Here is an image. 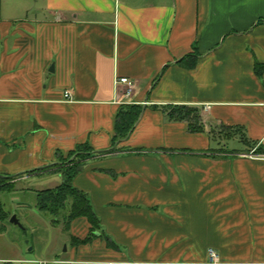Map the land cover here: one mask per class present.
Returning a JSON list of instances; mask_svg holds the SVG:
<instances>
[{"label":"crops","instance_id":"obj_1","mask_svg":"<svg viewBox=\"0 0 264 264\" xmlns=\"http://www.w3.org/2000/svg\"><path fill=\"white\" fill-rule=\"evenodd\" d=\"M167 105L199 108L204 132L170 122ZM222 127L264 146V0H0V176L38 215L42 186L62 184L42 171L91 149L72 184L119 247L74 246L90 234L81 217L52 222L63 238L47 257L4 240L6 225L0 264H209V250L264 264V156L222 149L240 141Z\"/></svg>","mask_w":264,"mask_h":264},{"label":"trees","instance_id":"obj_2","mask_svg":"<svg viewBox=\"0 0 264 264\" xmlns=\"http://www.w3.org/2000/svg\"><path fill=\"white\" fill-rule=\"evenodd\" d=\"M156 108L160 109L170 122L187 123L192 133L204 132L202 111L199 108L169 105ZM141 114L142 108L138 106L121 109L116 124L117 137L124 138L129 136ZM221 130L220 135H224L225 132V136L227 137L239 138L240 142L245 145L247 153L264 156V146L257 141L251 140L241 128L222 127ZM91 155L92 150L87 147H79L67 158H63L60 155L59 164L53 168H59L54 174L61 175L62 184L57 188L39 192L37 194V208L40 212L52 216L54 218L53 223H58V218L63 213H66L64 220L68 225L77 218L84 217L88 220L91 226L89 237L85 240L72 238L71 242L74 246L89 244L93 239H102L109 249L118 251L119 247L116 243L104 233L100 232L99 220L92 210L87 195L74 188L72 184L74 177L81 169V162L91 157ZM15 179V177L7 178L0 176V193L15 192ZM10 216V213L5 210L0 199V232L5 230Z\"/></svg>","mask_w":264,"mask_h":264},{"label":"rangeland","instance_id":"obj_3","mask_svg":"<svg viewBox=\"0 0 264 264\" xmlns=\"http://www.w3.org/2000/svg\"><path fill=\"white\" fill-rule=\"evenodd\" d=\"M220 147L228 151H241L246 149L245 145L240 141H227ZM58 170L59 168H52L49 170L46 169L42 171L43 173L40 174V176L50 175ZM52 187H54L53 184H47L42 186L41 189L47 190ZM16 191V195H10L11 193L7 194V192L0 193V199L4 205L5 210L9 213H11L12 210L19 211L18 215L20 217L19 218L16 214L13 215L17 216V219L20 222V226L11 224L10 220L7 222L6 225L8 227L4 240H18L23 247L27 246V250L34 248V253H36L37 255H41L42 253H44L47 257L52 255L60 245L59 243L63 238V234L60 232L62 227H59L58 224L54 225L52 223L54 218L48 214L39 212L38 215H35L34 211L30 209V206H33L35 202L36 197L34 195H25L24 191H22L21 189H18ZM12 198H15L17 200L14 201L12 200ZM21 210H24V212H22ZM58 219L61 224L64 222V217H60ZM1 242H4L3 239L1 240ZM65 251L66 246H64L58 252L62 253Z\"/></svg>","mask_w":264,"mask_h":264},{"label":"built area","instance_id":"obj_4","mask_svg":"<svg viewBox=\"0 0 264 264\" xmlns=\"http://www.w3.org/2000/svg\"><path fill=\"white\" fill-rule=\"evenodd\" d=\"M117 85H125L127 88L126 95L131 96L133 93L134 89V84L133 82L128 79V78H121L117 80ZM65 99L71 100V92H65ZM253 156V153L250 155ZM209 258H210V263L209 264H220L219 261V255L214 251V250H209L208 252ZM39 264H49L47 262H40Z\"/></svg>","mask_w":264,"mask_h":264},{"label":"water","instance_id":"obj_5","mask_svg":"<svg viewBox=\"0 0 264 264\" xmlns=\"http://www.w3.org/2000/svg\"><path fill=\"white\" fill-rule=\"evenodd\" d=\"M10 223L11 224H15V225H19L20 226V222L17 219V216H12V218L10 219Z\"/></svg>","mask_w":264,"mask_h":264}]
</instances>
